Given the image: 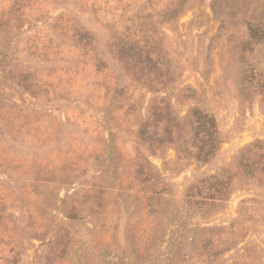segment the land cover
<instances>
[{
	"label": "rangeland",
	"instance_id": "rangeland-1",
	"mask_svg": "<svg viewBox=\"0 0 264 264\" xmlns=\"http://www.w3.org/2000/svg\"><path fill=\"white\" fill-rule=\"evenodd\" d=\"M255 20L264 0H0V264H264Z\"/></svg>",
	"mask_w": 264,
	"mask_h": 264
},
{
	"label": "trees",
	"instance_id": "trees-1",
	"mask_svg": "<svg viewBox=\"0 0 264 264\" xmlns=\"http://www.w3.org/2000/svg\"><path fill=\"white\" fill-rule=\"evenodd\" d=\"M175 12L176 11H174V14ZM256 21L257 20H255L254 24H250L248 29L249 38L251 40L248 42L254 45H258L262 42L264 43V27H261L260 23ZM261 76L262 77L261 79H259V83L264 90V74H261ZM168 111L169 108L167 107V112ZM164 120H166L168 124H176V122H178V119H171L168 116L164 117ZM184 120H186L193 128L194 135L192 147L196 149V160L199 162H208L215 155L219 142V129L215 117L210 113L194 108L190 111V113L185 117ZM144 135L145 132H142L141 137H144ZM143 141H145L144 138ZM147 164L148 166L145 168L146 173L144 172V168L140 171V173L147 176H153V169H155L156 166L151 161H147ZM261 169V171H264V166ZM154 176L157 177V174L155 172ZM223 176L221 178L218 176H212V178H214L217 182H221L223 186L226 184V187L228 188L230 182L229 176L226 177L228 178L226 182L224 181ZM191 188H189V191L191 190ZM216 191L219 190L216 189ZM221 191H223L221 192V194L223 195L222 199H224V197L227 196V191L225 190V188Z\"/></svg>",
	"mask_w": 264,
	"mask_h": 264
}]
</instances>
